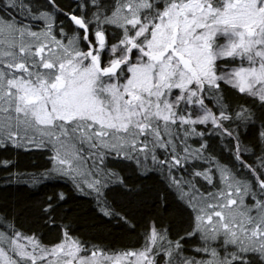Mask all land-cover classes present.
I'll return each mask as SVG.
<instances>
[{"label": "snow or ice", "instance_id": "snow-or-ice-1", "mask_svg": "<svg viewBox=\"0 0 264 264\" xmlns=\"http://www.w3.org/2000/svg\"><path fill=\"white\" fill-rule=\"evenodd\" d=\"M0 172L53 184L0 202V264H264V0H0ZM63 184L129 225L150 210L140 246L74 234Z\"/></svg>", "mask_w": 264, "mask_h": 264}, {"label": "trees", "instance_id": "trees-1", "mask_svg": "<svg viewBox=\"0 0 264 264\" xmlns=\"http://www.w3.org/2000/svg\"><path fill=\"white\" fill-rule=\"evenodd\" d=\"M249 135L254 137L256 135L255 130ZM214 150L222 158H231V154L227 151L225 145L219 142V138H217V143L214 145ZM7 155L9 157L17 155L16 166L19 167L32 168L44 164L43 156L35 152L9 150ZM0 179H3V172H0ZM163 181L164 177L156 173L152 176V179L146 182L148 190L155 195L156 190L166 187ZM61 186L68 193L65 200L60 204L61 215L66 219H71L72 232L81 236L84 241L103 244L116 250L125 247H139L140 243L143 242L142 232L147 216L151 214L150 210L134 211L129 209L126 211L125 214L133 220V224L129 225L119 217H108L99 212L94 197L75 192L69 184ZM52 191L53 184L49 182L31 189L24 184H0V202H9L17 206L26 205L36 194L43 198L45 193H51ZM168 198L173 201L177 199L173 190L169 191ZM114 203L117 204L118 210L127 208V205L121 202L114 201ZM161 219L162 221L167 220L170 232L173 234L187 227L188 217L186 213L171 218L162 216ZM21 221L33 230L39 229L42 238L46 240L57 235L56 229L50 226L45 227L38 216L26 213L23 208H21Z\"/></svg>", "mask_w": 264, "mask_h": 264}]
</instances>
